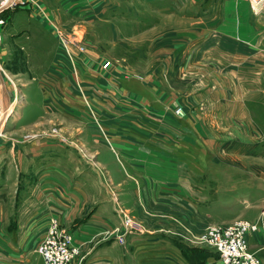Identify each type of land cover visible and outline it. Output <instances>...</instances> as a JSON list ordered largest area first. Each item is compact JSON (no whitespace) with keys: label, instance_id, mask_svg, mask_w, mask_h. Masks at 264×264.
I'll return each mask as SVG.
<instances>
[{"label":"crops","instance_id":"crops-1","mask_svg":"<svg viewBox=\"0 0 264 264\" xmlns=\"http://www.w3.org/2000/svg\"><path fill=\"white\" fill-rule=\"evenodd\" d=\"M208 2L194 35L190 21L153 38L142 78L118 67L105 73L102 129L74 89L76 78L86 85L93 76L68 60L33 66L22 94L0 71L7 103L22 98L12 131L26 142L20 153H0V264H31L52 218L82 245V264H224L201 242L207 227L264 210L256 186L264 176V9ZM26 108L34 117L17 126ZM220 202L244 208L216 223ZM122 212L137 223L125 243ZM249 244L264 261V230Z\"/></svg>","mask_w":264,"mask_h":264},{"label":"rangeland","instance_id":"rangeland-1","mask_svg":"<svg viewBox=\"0 0 264 264\" xmlns=\"http://www.w3.org/2000/svg\"><path fill=\"white\" fill-rule=\"evenodd\" d=\"M206 1L212 0H23L15 8L6 9L0 14V18L4 21L0 25V63L4 71L1 69L0 71L7 78L10 86L22 94L20 88L25 81L23 78L34 74L33 66L39 64L48 68L52 59L62 61V65L69 61L73 70L78 71L80 75L93 76V82L90 84L85 82L86 85L76 78L74 89L79 92L93 122L102 129L104 116L102 81L105 73L111 68L118 67L117 71L127 77H132L134 80L142 78L141 71L151 69L153 38L164 32L166 36L168 33L172 35L182 30L183 22L190 21L194 35L196 33L194 30L199 31L195 23L200 20L198 18L200 11L210 6V2L206 3ZM75 38L79 41L80 48L71 44L74 56L72 61L66 52L64 41L71 43ZM143 52L144 59L141 55ZM78 59L83 60L79 68ZM65 70L66 68L61 74L69 75L70 70L68 72ZM10 72L27 73L12 77L8 76ZM36 85L34 84L33 87ZM1 89L0 87V101L7 104V98ZM25 92L29 90L25 89ZM14 96L18 97V94ZM7 97L10 98L8 95ZM21 105L22 98L18 97L11 113L0 128L2 155L11 154V151L14 153V150L16 153L24 150L26 142L20 136L22 132L12 131L16 122L14 112ZM35 111L26 108L25 116L17 121L16 125L29 122L33 119ZM52 132L56 133V131ZM80 149L82 151L83 148ZM222 170L223 182L231 180L232 170L226 166ZM258 184L264 189V176L257 179V188ZM259 198L264 201V193ZM233 204V202H220V205L211 211L210 220L221 223L223 220L233 219L244 208ZM136 227L135 222L132 232ZM120 232L121 229L119 234ZM40 244L41 242L33 251L35 254L31 258V264H44L42 255L37 251ZM79 245L81 253L78 264H82L85 254L82 245L80 243Z\"/></svg>","mask_w":264,"mask_h":264},{"label":"built area","instance_id":"built-area-1","mask_svg":"<svg viewBox=\"0 0 264 264\" xmlns=\"http://www.w3.org/2000/svg\"><path fill=\"white\" fill-rule=\"evenodd\" d=\"M23 0H0V14L9 8H15ZM255 14L264 9V0H249ZM4 21L0 18V25ZM71 44L80 48L79 41H64V46L71 60L74 61ZM82 47V46H81ZM2 64L0 63V69ZM4 71V70H3ZM17 96H13L9 103L0 101V128L16 104ZM176 113L183 116V110L178 108ZM123 234L119 237L125 243V235L132 232L135 222L122 212ZM264 230V210L256 220L239 219L229 224L209 225L201 236V242L218 252L224 264H264L263 259L250 249L249 236L259 230ZM37 251L42 255L44 264H78L81 246L75 242L70 230L62 227L57 218H52L48 231Z\"/></svg>","mask_w":264,"mask_h":264}]
</instances>
